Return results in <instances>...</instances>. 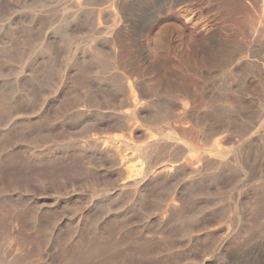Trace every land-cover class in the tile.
Masks as SVG:
<instances>
[{
	"label": "rangeland",
	"instance_id": "obj_1",
	"mask_svg": "<svg viewBox=\"0 0 264 264\" xmlns=\"http://www.w3.org/2000/svg\"><path fill=\"white\" fill-rule=\"evenodd\" d=\"M0 264H264V0H0Z\"/></svg>",
	"mask_w": 264,
	"mask_h": 264
}]
</instances>
